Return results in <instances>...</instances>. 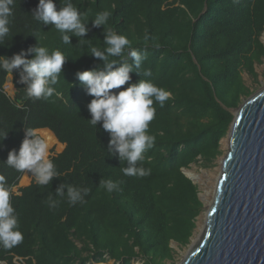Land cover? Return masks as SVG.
<instances>
[{
  "label": "trees",
  "instance_id": "obj_1",
  "mask_svg": "<svg viewBox=\"0 0 264 264\" xmlns=\"http://www.w3.org/2000/svg\"><path fill=\"white\" fill-rule=\"evenodd\" d=\"M57 10L71 2L85 17L87 32H72L69 44L52 24L34 19L39 0H15L9 33L0 43V58L25 54L37 47L65 56L51 97L29 98V82L21 80L23 65L10 72L0 68V173L16 188L27 173L30 186L12 196L24 239L12 249L0 247L3 264H175L172 244L189 247L205 206L199 187L184 170L200 164L213 167L223 156L234 112L254 91L256 67L264 63V0H53ZM112 14L95 26L98 12ZM131 41L111 69L91 53L101 51L107 29ZM145 59L139 67L130 53ZM107 55V53H105ZM132 66L121 89L151 81L171 93L156 114L149 134L153 148L141 163L147 176H126L122 160L103 121L92 126L89 104L94 99L79 79L84 71H109L123 62ZM150 75H145V72ZM14 96L5 91L10 81ZM59 94V95H57ZM29 129L49 130L64 150L53 157L59 175L38 185L32 173L6 165L8 153L18 152ZM116 187L108 192L103 182ZM81 199L68 202V188ZM60 190V191H58ZM62 193V194H61ZM58 202L50 208L48 202Z\"/></svg>",
  "mask_w": 264,
  "mask_h": 264
},
{
  "label": "clouds",
  "instance_id": "obj_2",
  "mask_svg": "<svg viewBox=\"0 0 264 264\" xmlns=\"http://www.w3.org/2000/svg\"><path fill=\"white\" fill-rule=\"evenodd\" d=\"M14 6L15 0H0V43H3V38L10 31L9 24L10 18L14 15ZM111 14L108 10L98 12L94 25L106 24ZM34 19L54 25L62 34L64 44L70 42L69 36L64 33L72 32L77 36H83L87 32L84 22L86 17L71 2L57 10L53 0H39ZM104 43L108 45L106 49L101 51L98 47H92L91 53L105 61L108 69L117 62L109 60V57L120 56L125 47L131 46L127 36L116 34L110 27L107 29ZM31 51L35 56L30 60L26 59L23 52L15 55L11 60L0 58V68L10 72L23 65L21 80L30 81L26 96L37 99L42 96L51 97L55 89L50 85L57 83L65 56L59 49L49 54L47 47H37ZM130 55L134 58L137 67L145 59L135 50H132ZM132 70V66L125 61L115 70L84 71L78 73V77L87 87L88 94L94 97L89 104L92 116L89 123L95 126L97 122L103 121V128L111 133L110 145L115 146L121 159L126 160L130 165L122 169L123 174L143 177L149 175L151 169H145L142 163L140 167L136 164L138 161H144V154L155 144L156 137L148 131L150 122L154 120L156 114L154 102L163 107L171 93L145 80L138 84H130L126 89L114 93L113 89H121L130 80L129 73ZM145 75L150 73L146 71ZM6 136L7 131L0 129V141ZM51 144V136L29 129L18 152L11 150L8 153L6 165L18 172L27 170L32 173L38 185H47L54 176L59 175L53 159L50 158ZM102 186L111 192L116 184L107 181L103 182ZM14 192V186L10 185L6 176L0 173V247L4 249H12L24 239L18 215L11 203ZM79 199H81L79 190L69 187L68 202L75 204ZM48 204L50 208L58 206V202L51 200Z\"/></svg>",
  "mask_w": 264,
  "mask_h": 264
},
{
  "label": "water",
  "instance_id": "obj_3",
  "mask_svg": "<svg viewBox=\"0 0 264 264\" xmlns=\"http://www.w3.org/2000/svg\"><path fill=\"white\" fill-rule=\"evenodd\" d=\"M227 141L203 230L181 264H264V88L234 112Z\"/></svg>",
  "mask_w": 264,
  "mask_h": 264
},
{
  "label": "rangeland",
  "instance_id": "obj_4",
  "mask_svg": "<svg viewBox=\"0 0 264 264\" xmlns=\"http://www.w3.org/2000/svg\"><path fill=\"white\" fill-rule=\"evenodd\" d=\"M261 41L264 44V34L261 37ZM256 72L259 75L258 81H254L247 74H244V80L247 86H249L254 91V94L264 88V63L256 67ZM11 80L12 78L10 77V81L5 85V91L10 97H13L14 87H13ZM38 132L42 135L48 134L47 132L51 133L49 130H39ZM222 150L224 152L223 156L217 161V163L213 167L204 168L202 167L200 163V164L192 165L191 169L189 170H185L187 173L192 175V177L195 179L196 185L199 187L201 201L203 202L205 206V211L198 219L197 229L195 231V234H194V237L192 238L191 243L199 239L201 232L203 230L204 224H205L206 212L208 211L211 205V202L213 201V197L215 193V186L220 176L221 161L223 157L226 155V153L228 152L227 138L222 141ZM62 151H63V145L60 144L58 141H55L54 144L50 147V157L58 155ZM31 182H32V178L29 177L27 173H25L19 185L16 188H14L15 189L14 193H17L19 188H24L30 185ZM172 248L175 251V264H181L190 246L186 248H181L178 244L173 243Z\"/></svg>",
  "mask_w": 264,
  "mask_h": 264
},
{
  "label": "bare ground",
  "instance_id": "obj_5",
  "mask_svg": "<svg viewBox=\"0 0 264 264\" xmlns=\"http://www.w3.org/2000/svg\"><path fill=\"white\" fill-rule=\"evenodd\" d=\"M47 133H48L47 135L51 136V138H52V144H51V146H52L54 144V142L57 141V140L55 139V137H54V135L52 133H49V132H47ZM217 182H218V180H217ZM216 186H217V183H216ZM216 186H215V190H216ZM214 196H215V193H214ZM213 199H214V197H213Z\"/></svg>",
  "mask_w": 264,
  "mask_h": 264
},
{
  "label": "crops",
  "instance_id": "obj_6",
  "mask_svg": "<svg viewBox=\"0 0 264 264\" xmlns=\"http://www.w3.org/2000/svg\"><path fill=\"white\" fill-rule=\"evenodd\" d=\"M110 263L115 264L114 262H108V263H105V264H110ZM136 264H141V263H136Z\"/></svg>",
  "mask_w": 264,
  "mask_h": 264
},
{
  "label": "built area",
  "instance_id": "obj_7",
  "mask_svg": "<svg viewBox=\"0 0 264 264\" xmlns=\"http://www.w3.org/2000/svg\"><path fill=\"white\" fill-rule=\"evenodd\" d=\"M18 264V263H17Z\"/></svg>",
  "mask_w": 264,
  "mask_h": 264
}]
</instances>
